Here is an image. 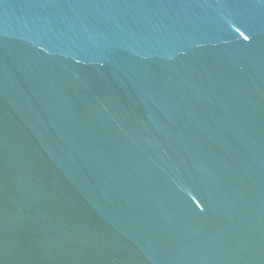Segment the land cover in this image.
Wrapping results in <instances>:
<instances>
[{
  "label": "water",
  "instance_id": "water-1",
  "mask_svg": "<svg viewBox=\"0 0 264 264\" xmlns=\"http://www.w3.org/2000/svg\"><path fill=\"white\" fill-rule=\"evenodd\" d=\"M0 264H264V0H0Z\"/></svg>",
  "mask_w": 264,
  "mask_h": 264
}]
</instances>
